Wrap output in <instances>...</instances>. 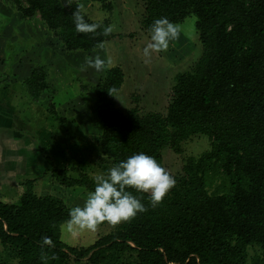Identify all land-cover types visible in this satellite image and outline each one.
I'll return each mask as SVG.
<instances>
[{"label":"trees","instance_id":"obj_1","mask_svg":"<svg viewBox=\"0 0 264 264\" xmlns=\"http://www.w3.org/2000/svg\"><path fill=\"white\" fill-rule=\"evenodd\" d=\"M7 1L23 19L39 15L66 52L95 50L98 42L113 39V34L77 33L71 19L76 3ZM92 1L111 10L109 0ZM142 1L144 32L155 19L179 24L194 15L201 55L176 76L165 114L117 105L125 80L120 67L108 69L96 85L83 86L96 100L100 148L112 166L143 152L164 167V149L179 154L195 135L210 138V150L187 159L155 208L147 193L129 189L148 210L116 227L102 224L111 231L87 248L60 240L70 209L58 197L36 194L35 181L25 180L18 201L0 196V264H264V0ZM25 87L32 101L41 100L50 90L43 67L32 69ZM112 88L115 96L108 92ZM47 109L60 119L53 103ZM49 174L66 188L89 192L95 187V179L75 167L52 163ZM217 179L221 184L209 191ZM42 237L55 245L45 247L46 262L40 258ZM249 249L256 250L254 256Z\"/></svg>","mask_w":264,"mask_h":264},{"label":"rangeland","instance_id":"obj_2","mask_svg":"<svg viewBox=\"0 0 264 264\" xmlns=\"http://www.w3.org/2000/svg\"><path fill=\"white\" fill-rule=\"evenodd\" d=\"M4 1L0 0V86L5 87L6 97L16 99L19 120L13 124L16 133L26 132L29 141L35 144L46 161L57 160L60 155L66 160L58 167H75L94 179L105 174L112 164L100 148L102 125L95 115L96 100L82 87L96 85L108 69L120 67L125 80L115 97L117 105L123 110L138 106L147 112L165 114L176 76L189 71L201 55L196 17L190 15L178 24L181 28L179 39L166 52L153 53L145 62L143 48L150 37L149 32L142 31L140 26L144 13L142 0H109L110 11L103 10L100 3L92 0H73V3L85 5L84 12L89 19L96 22L108 20L115 28L113 39L104 43V49L73 52L63 50L39 15L23 19ZM96 54L103 59L111 57L112 64L101 72L93 68L81 71L85 57ZM36 66L44 68L50 90L38 103H33L25 79ZM50 103L55 105L59 120L49 113L47 106ZM210 148V138L195 135L183 142L179 154L165 148L164 165L171 175L179 176L188 158H197ZM24 177L20 175L18 182ZM36 181V194L58 197L69 209L82 206L88 193L80 186L66 188L53 182L49 172ZM219 184L221 179L215 180L208 186L209 191H214ZM17 200L18 197L13 202ZM110 231V226L99 227L95 232L70 231L64 223L60 228V240L70 247L87 248ZM255 251L249 249V256H254Z\"/></svg>","mask_w":264,"mask_h":264},{"label":"clouds","instance_id":"obj_3","mask_svg":"<svg viewBox=\"0 0 264 264\" xmlns=\"http://www.w3.org/2000/svg\"><path fill=\"white\" fill-rule=\"evenodd\" d=\"M72 5L73 0H64L62 6L71 7ZM84 8L83 3H77L71 14L77 33L108 37L114 32V25L104 26L101 23H89L85 19ZM148 32L150 39L143 48L145 62L151 59L153 53L166 52L169 46L179 39L181 28L167 17H161L153 21ZM104 47L103 41L96 45V48L99 49H104ZM111 64V57L103 59L99 54H96L95 56H86L80 70L86 71L87 68H93L95 71L101 72ZM108 92L115 96L113 93L116 92V89L112 88ZM94 183V190L87 193L83 205L74 206L69 210V219L66 223L70 231L95 232L104 223L116 227L121 223L130 222L138 213L146 212L148 209L142 203L141 198L133 195L129 189H133L137 193H147L151 207L155 208L163 202L164 197L175 186L176 181L154 156L140 152L114 164L105 174L97 175ZM45 247H55L51 238H41L40 258L46 262L49 255L45 251ZM51 258L55 259L56 257L53 254Z\"/></svg>","mask_w":264,"mask_h":264},{"label":"crops","instance_id":"obj_4","mask_svg":"<svg viewBox=\"0 0 264 264\" xmlns=\"http://www.w3.org/2000/svg\"><path fill=\"white\" fill-rule=\"evenodd\" d=\"M4 2L6 6L7 4L10 6L7 0ZM6 93L5 87L0 86V101L3 102L0 104V196L5 202L13 203L23 192L20 183L25 180H34L36 183V179L50 171L52 163L62 166L66 159H61L58 154L57 160L53 159L51 163L46 161L44 156L39 154L40 150L38 151L35 144L29 141L26 132L16 133L13 125L19 121L16 99L13 96L6 97ZM38 102L33 101V103ZM20 175L25 177L18 182Z\"/></svg>","mask_w":264,"mask_h":264},{"label":"bare ground","instance_id":"obj_5","mask_svg":"<svg viewBox=\"0 0 264 264\" xmlns=\"http://www.w3.org/2000/svg\"><path fill=\"white\" fill-rule=\"evenodd\" d=\"M98 8H99V7H98ZM112 11H113V10H112ZM103 14H104V13H103ZM110 20H111V19H110ZM39 22H40V21H39ZM40 23H41V22H40ZM110 24H111V23H110ZM51 71H52V70H51ZM59 75H60V74H59ZM59 75H58V76H59ZM79 106H80V105H79ZM79 106H78V108H79ZM80 107H81V106H80ZM76 108H77V107H76ZM78 108H77V109H78ZM79 111H80V110H79Z\"/></svg>","mask_w":264,"mask_h":264}]
</instances>
